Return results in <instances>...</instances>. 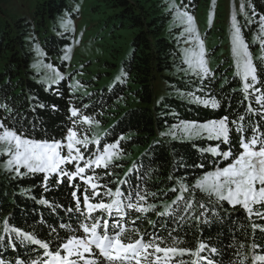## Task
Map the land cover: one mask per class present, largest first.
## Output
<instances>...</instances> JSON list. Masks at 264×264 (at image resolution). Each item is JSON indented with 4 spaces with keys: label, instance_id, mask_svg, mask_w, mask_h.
<instances>
[{
    "label": "trees",
    "instance_id": "obj_1",
    "mask_svg": "<svg viewBox=\"0 0 264 264\" xmlns=\"http://www.w3.org/2000/svg\"><path fill=\"white\" fill-rule=\"evenodd\" d=\"M12 0H0V104H7L12 112L0 109V118L11 115L21 123L47 130L50 135L60 137L62 129L68 125L70 111L73 106L82 108L87 114L93 115L100 121L101 128L106 131L99 136L102 142H112L121 135L123 154L114 159L113 163L120 165L114 168L111 177L104 175L103 169H97L100 183L106 184L109 179L111 187L125 179V174L131 172L129 183L138 185L149 193H155L153 199L148 196V202L155 203L159 211L172 204L180 195L181 183L194 184L196 177L203 169L191 167L192 162L199 163L210 155L202 153V148L215 146L216 141H175L162 135L163 130L181 121L206 122L229 115L231 119L244 114L241 101L242 82L239 77L231 75L230 68H217L214 75L198 82L197 87L187 86L182 79L169 77L166 73L173 70L179 59V51L175 40L165 36L166 19L157 13L147 10L140 0H103L107 9L114 11L111 19H119L117 28L128 26L133 30L131 51L121 61V72L109 85L85 87L76 92L67 80H62L49 87L44 84L39 75L32 69L34 52L29 51L28 39L33 34L38 35L37 48H40L47 64L53 65L58 71H63L65 63L58 59L70 44V36L63 32L58 21L68 13H72L74 5L79 0H34L32 21L10 19L6 10ZM251 12L257 17L264 18V0H249ZM72 17L76 15L72 14ZM39 42V43H38ZM264 69V63L254 61ZM116 67L115 64H111ZM264 81V70L260 73ZM164 78L169 85V92L158 99L155 81ZM197 83V82H196ZM264 89V83L256 85ZM252 93L244 104L251 103L254 108V97L260 93L250 89ZM177 93H194L203 97H214L220 102V108L198 106L181 100ZM129 97L138 105L120 108L117 103ZM43 105V107H41ZM87 105V108L83 106ZM54 106V107H53ZM111 115L112 120L106 116ZM256 121L258 118L252 116ZM8 123H13L9 120ZM87 127V126H85ZM100 128V129H101ZM99 133V132H98ZM105 133H109L105 137ZM235 142V140L233 141ZM227 147V146H222ZM82 183V181H75ZM128 185H124L126 190ZM175 188L177 191H172ZM73 189L68 184L57 185L50 179L45 189L43 174H27L11 176L0 174V259L5 264H15L17 259L26 261L38 258L42 250L36 245L15 241L13 247L9 235L3 231V221L7 218L13 227H19L37 235V238L48 239L49 225L57 227L61 223L72 224L76 220L75 213H68L66 208L72 207L74 200L71 196ZM195 199L205 203L201 209L197 204L191 211L185 212L183 202L172 215H157L149 211L146 215L133 213L129 221L135 217V227L141 233H156L167 236L172 233L185 241L181 246L194 249L203 241L217 248V253H202L209 257L214 264H252L253 222L264 225V220L255 216L248 218L247 213L237 207L233 210L226 203L223 206L209 202L208 198L196 190ZM79 194V193H78ZM191 198L189 193H184ZM47 200L48 204L41 203ZM175 207V206H174ZM256 209L264 211L259 205ZM183 217V219H181ZM198 217V218H197ZM129 227H132L130 223ZM256 242L264 246V232L259 228L255 232ZM243 245V247H241ZM257 254H264V249L257 248ZM162 255V254H160ZM179 261V257L176 258ZM190 257L185 255V264H190Z\"/></svg>",
    "mask_w": 264,
    "mask_h": 264
},
{
    "label": "snow or ice",
    "instance_id": "obj_2",
    "mask_svg": "<svg viewBox=\"0 0 264 264\" xmlns=\"http://www.w3.org/2000/svg\"><path fill=\"white\" fill-rule=\"evenodd\" d=\"M172 7L176 9L178 18H186L185 31L190 39L185 43L194 42L196 45L185 49L184 63L188 66L185 71H190L201 80L207 79L214 74L207 66L204 42L193 26V17L174 3ZM233 21L231 51L235 58V76L242 82L244 101L251 96L250 89L260 93L254 97L260 107L254 108L251 103L245 105L241 101L244 114H238L234 119L226 114L202 123L181 121L173 126V130L167 133L173 138L180 132L188 137H206L217 144L201 149L202 153L211 154L210 163L208 159L192 162L191 167L203 169L202 174L195 178L194 184L181 183L180 195L172 204L165 206L163 212L155 203L148 202V196L155 199V193L129 183L128 177L135 169L126 173L125 179L119 181L115 188L110 186V179L106 184L100 183L97 169H103L104 175L111 177L112 170L120 167L113 160L123 154L121 141L124 137L121 135L112 142H102L101 137L94 134L90 137L91 127L98 126L100 121L82 108L73 106L69 109V123L62 129L59 138L43 128H37L35 123L28 126L11 115L0 118V156L6 158L5 170L17 176L42 173L45 189L50 179H54L57 185L68 184L73 189L71 196L74 203L65 211L76 214L74 223L59 225L63 233L49 225L48 239L37 238L34 233L13 227L6 218L3 231L10 234L8 238L13 247L19 239L21 243L36 245L42 250L38 258L28 261L17 259L15 264H185V255L194 257L190 264H214L210 256L205 257L202 253L215 254L217 248L206 242H199L194 249L183 247L181 245L185 241L171 232L167 236L141 233L134 226L139 217L128 219L133 213L146 215L149 211L157 215H172L180 202H183L185 212L191 211L197 204L201 209L205 208L204 202L195 199L193 190L203 193L209 202L216 205L226 203L233 210L239 207L247 213L248 218L255 216L264 220V211L254 208L259 205L264 209V89L256 87L264 83L259 75L264 69L254 63L241 29L235 23V16ZM261 33L260 47L264 53V18ZM67 51L64 59L68 58ZM37 53L42 55L39 48ZM258 59L264 63V55ZM47 67L53 69L51 64ZM53 71L57 79L63 78L59 72ZM189 95L194 103L212 109L220 108V102L215 98L209 100L194 93ZM0 109L12 112L7 104H0ZM252 116L258 119L253 121ZM9 120L13 123H8ZM107 135L109 133H105V137ZM77 180L82 183H76ZM124 185H128L126 190ZM172 191L177 189L173 188ZM186 192L191 198L184 196ZM41 203L48 204V201L45 199ZM129 223L133 226L129 227ZM252 227V264H264V254L256 252L257 248L264 249V246L258 244L255 238L256 229L264 232V225L253 222ZM3 240L5 236H0V241ZM177 257L181 259L177 261ZM0 264H5V261L0 259Z\"/></svg>",
    "mask_w": 264,
    "mask_h": 264
},
{
    "label": "rangeland",
    "instance_id": "obj_3",
    "mask_svg": "<svg viewBox=\"0 0 264 264\" xmlns=\"http://www.w3.org/2000/svg\"><path fill=\"white\" fill-rule=\"evenodd\" d=\"M140 1L147 10H151L152 13H157L166 19L165 36L170 40H175L179 51L177 63H175L173 70L166 73V75L190 82L185 84L187 86L197 87L198 82L201 81L198 76L193 75L190 71H185L188 67L184 63L185 49L194 48L196 45L194 42L185 43L186 40L190 39L189 33L185 31L187 21L186 18L182 20L177 17L176 9L172 7L173 3L179 6L181 11H186L193 17V26L204 42L207 66L213 74L215 69L220 67L223 71L230 68L229 73L235 76V58L231 51V40L234 31L233 16H235L236 25L241 29V34L245 38L253 61L259 60L258 57L264 55L260 47V36L262 35L261 22L263 17H257L251 12L249 0ZM34 3V0H12L10 5L5 8L6 15L10 19L19 17L20 19H24L25 22L31 23L33 22L32 11ZM73 11L58 21L59 28L70 36V44L66 46L63 55L58 59L59 63H65L64 70L59 72L56 67H53L55 71L60 73V76L63 77L62 79H57L54 76L53 69L47 67L48 64L45 62L43 55L37 53L36 45L39 44L36 41L38 40V35L33 34L28 39L29 51L34 52L32 69L39 75V79L44 84L49 87L65 79L73 90L85 93V87L91 89L96 85L99 87L109 85L115 78L119 77L121 61L131 51L134 32L128 29L127 24L117 28L120 20L111 19L115 14V10L107 9L103 0H79L74 5ZM72 14L76 15V17L73 18ZM69 49L70 51H67ZM39 51L42 53L40 48ZM66 51L68 58L64 59ZM1 64L3 63H0V70ZM111 64H115L116 67H112ZM219 74V72L214 74V77H218ZM54 79L56 80L55 83H53ZM154 83L156 95L158 99H162L169 92L168 90L165 92L169 83L164 78H158ZM169 93L172 94L173 92ZM189 94L192 93H177L176 95L181 100L194 103ZM200 97L209 100L214 98L203 97V95ZM117 104L120 108L138 105L137 101L131 97ZM194 104L203 106L197 103ZM106 117L110 120L113 119L111 115ZM180 123L178 122L166 128L162 134L172 141H213L208 140L206 137H188L180 132L176 133L175 138L167 134L173 130V126ZM100 128V124L91 127L94 133L101 136L106 131V128ZM5 160V157L0 156V174L16 176L14 172L5 170Z\"/></svg>",
    "mask_w": 264,
    "mask_h": 264
}]
</instances>
